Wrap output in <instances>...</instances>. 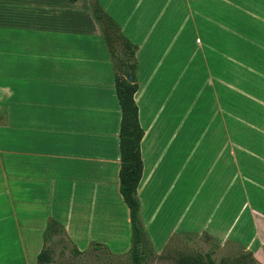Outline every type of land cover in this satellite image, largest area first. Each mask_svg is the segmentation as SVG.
Listing matches in <instances>:
<instances>
[{"label": "crops", "instance_id": "obj_1", "mask_svg": "<svg viewBox=\"0 0 264 264\" xmlns=\"http://www.w3.org/2000/svg\"><path fill=\"white\" fill-rule=\"evenodd\" d=\"M96 2L137 46L140 223L156 255L207 235L264 264V0H0V264L132 248L122 109Z\"/></svg>", "mask_w": 264, "mask_h": 264}, {"label": "trees", "instance_id": "obj_2", "mask_svg": "<svg viewBox=\"0 0 264 264\" xmlns=\"http://www.w3.org/2000/svg\"><path fill=\"white\" fill-rule=\"evenodd\" d=\"M94 11L103 28L105 40L113 59L116 58V55L112 47V37L110 35L111 30H117L119 32V37L121 40H123L127 51L128 70L124 71L123 75H120L117 72V65L114 61L117 72L116 90L122 109V123L120 131V191L124 202L130 209L132 223V248L130 254L132 255L135 264H143L145 261L143 248L145 247V243L148 242V239L139 218L140 201L138 198V188L140 186L144 172L141 143L145 132L140 123L139 107L135 100L136 93L139 89V85L134 74L137 68V46L133 45L125 38L120 26L101 8L98 2L95 4ZM131 70L132 81L128 79ZM58 235L67 237L66 229L62 223L56 220H51L44 234L46 246L38 256V264L52 263L53 257L51 250L48 247V243ZM101 246L102 245L100 244H96L94 245V249L99 250L102 248ZM73 247L76 255L82 254V252L76 246L73 245ZM249 255L253 259L252 255ZM207 260L208 261H205L200 256L189 255L180 257L178 264H217L216 261L211 258V256H208ZM252 262L258 264L254 259Z\"/></svg>", "mask_w": 264, "mask_h": 264}, {"label": "rangeland", "instance_id": "obj_3", "mask_svg": "<svg viewBox=\"0 0 264 264\" xmlns=\"http://www.w3.org/2000/svg\"><path fill=\"white\" fill-rule=\"evenodd\" d=\"M110 35L116 55L114 61L117 65V72L123 75L124 71L128 70L126 46L120 39L117 30H111ZM131 72L132 70L129 77ZM48 247L53 257L50 264H135L130 250L113 251L104 245L99 250H95L94 245L85 250L77 247L82 254L76 255L68 237L63 235L54 237L48 243ZM143 250L145 258L143 264H178L180 257L189 255L200 256L205 261H208V256H211L217 264H255L252 262L251 256L242 247L235 244H227L222 247L207 235H188L176 239L169 250L160 256L154 253L149 241L145 243Z\"/></svg>", "mask_w": 264, "mask_h": 264}, {"label": "water", "instance_id": "obj_4", "mask_svg": "<svg viewBox=\"0 0 264 264\" xmlns=\"http://www.w3.org/2000/svg\"><path fill=\"white\" fill-rule=\"evenodd\" d=\"M128 79H129L130 81H132V76H130Z\"/></svg>", "mask_w": 264, "mask_h": 264}]
</instances>
